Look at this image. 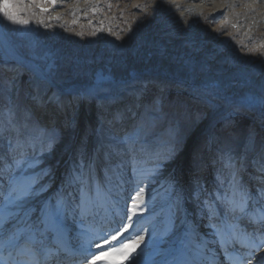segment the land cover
<instances>
[{
    "label": "bare ground",
    "instance_id": "6f19581e",
    "mask_svg": "<svg viewBox=\"0 0 264 264\" xmlns=\"http://www.w3.org/2000/svg\"><path fill=\"white\" fill-rule=\"evenodd\" d=\"M0 43L14 58L3 65L12 79L11 102L28 74L34 116L64 133L60 144L40 142L22 130L17 107L13 132L0 140L4 180L6 156L22 161L51 148L50 178L42 164L15 179H42L47 187L31 202L38 224L41 207H55L44 217L42 235L19 225L25 235L16 243L33 242L57 263L83 257L80 245L95 241L102 245L90 249L100 257L95 264H174L177 257L175 264H188L201 241L220 252L217 228L236 231L239 248L264 242V224L250 219L264 214V197L256 196L264 189V149L250 161L264 130V0H0ZM68 84L78 89L71 92ZM155 89L164 98L175 89L201 96L207 114L182 153L160 141L123 140ZM37 94L40 107L31 99ZM0 112L7 125L9 111L1 103ZM235 115L248 116L252 124L241 143L227 150L215 129L221 121L231 126ZM203 133L209 141L196 167L192 152ZM23 169L24 164L11 172ZM6 187L0 182V190ZM139 187L143 204L132 216L125 211L127 197ZM241 187L251 195L243 204ZM126 223L123 242L112 239ZM17 226L11 225L9 235ZM12 249L0 242V253ZM218 264H227L223 255Z\"/></svg>",
    "mask_w": 264,
    "mask_h": 264
},
{
    "label": "rangeland",
    "instance_id": "374dc122",
    "mask_svg": "<svg viewBox=\"0 0 264 264\" xmlns=\"http://www.w3.org/2000/svg\"><path fill=\"white\" fill-rule=\"evenodd\" d=\"M12 61H14V58L10 56L5 47L0 43V96H2V102L0 103L3 104L5 110L9 111V109H12L14 112L15 108L19 107V109H21L23 112L24 109L30 108L28 95L31 89L29 88L27 80L29 75L26 73L24 74L25 78L23 79L22 86L20 87V93L17 97L16 103L13 104L8 96V89L12 83L11 75L5 72L3 69L4 64ZM74 86H76V84H68V88L71 89V92L78 89ZM80 89L82 90V88ZM201 100V96H198L196 92H186L182 91L181 89L170 90L167 93L166 98H164L163 94L155 89L147 97L146 105L142 108L135 126L130 128L122 135L124 142L131 143L135 139H138L142 144L160 141L161 144L164 143L175 147L176 152L182 153L185 146L188 144L187 141L190 134L194 128L206 117L207 113L199 102ZM34 117L35 121L39 123L41 129H46L49 135L54 132L55 145L64 141V133L60 129L56 127L46 128L43 126V124H41L36 116ZM233 119L234 123L231 126L226 127V125H224L221 121L215 129L219 138V146L227 150L234 148L241 143V141L247 135L250 125L252 124V120L248 116L235 115ZM21 128L24 132H28L32 136H36L40 142L49 141L43 135V132H37L35 124L26 122L23 119V115L21 117ZM203 135L208 137L207 133H203L197 139V142H195L192 152V159L194 166L196 167H200V165H202V155L209 141V139H206V137L204 138ZM74 138L76 137L72 136V141ZM9 142H12V140ZM69 148V150H73V147ZM263 149L264 130L259 134V137L257 136L255 147L250 151V161L254 162L256 160L257 154H259ZM49 153L50 151L45 150L44 152H40L35 155L26 154L25 159H27V163L24 164L23 172L17 174L12 173V178L17 177L18 175L26 177L34 174L39 170L42 164L48 166L49 164L51 165L52 161L50 159L51 157L49 156ZM49 167L47 170L51 171L50 173L52 175L53 170L51 167ZM51 175L47 176V178H50ZM158 202L159 200L154 198V200L151 202V205L155 207V205H158ZM203 216L204 215H202L200 218H203ZM124 225V228L120 232L121 234H115L119 236L118 238H122L121 236L130 228L127 223Z\"/></svg>",
    "mask_w": 264,
    "mask_h": 264
},
{
    "label": "snow or ice",
    "instance_id": "6c2138e0",
    "mask_svg": "<svg viewBox=\"0 0 264 264\" xmlns=\"http://www.w3.org/2000/svg\"><path fill=\"white\" fill-rule=\"evenodd\" d=\"M55 2V0H53ZM7 15V13H5ZM10 20H13V16H8ZM16 23L20 24H28L27 20L23 19H15ZM32 103L34 107L42 106V99L37 94L32 96ZM0 102H2V96H0ZM17 114L13 113L12 109H9V119L7 125L2 123L3 114L0 112V140H3L4 133L8 132L11 134L15 128V121ZM23 119L30 123L35 124L37 128V132H43V135L49 140L54 142L55 134L54 132L49 135L46 129H41L38 122L35 121L34 110L33 108H26L23 111ZM9 147H12L11 142H9ZM48 151H51V148H48ZM17 155H19V149H16ZM0 155H4V150L0 149ZM9 163L7 165V170L9 174V179L4 180L3 177H0V182H3L7 185L5 189L0 190V242H3L4 247H19V244L16 243L19 239H22L25 233L21 231V227L19 225L31 226V229L34 230L36 235H42V225L44 223V217L48 215L49 210L55 206L51 205L49 202V206L47 208L41 207L39 210L43 213L41 217H38L39 224L32 219L33 215L38 211L36 208L32 206V201L39 198L43 192L47 191V187L42 182V179H38L36 181H21L13 177L11 172L12 167H22L23 164L27 163V159L19 160L11 155L5 157ZM0 166H4V161L0 160ZM43 176H50V171L41 169ZM79 178H77L78 180ZM135 195H129L127 197L128 201L131 203L126 208V213L131 212L132 216L138 215V209L141 208L143 204L142 194L144 193V187H139L138 190L134 189ZM241 192V203L244 201H250L251 195L250 190L245 192L244 188H240ZM257 197H264V189H257L256 192ZM79 198V196L77 197ZM140 201V203H137ZM243 211V209H242ZM247 215V213H245ZM131 217L125 215L124 219H130ZM251 221L255 223L264 224V214H256L250 217ZM17 224L18 226L11 232L9 235V230L11 225ZM211 227H214L210 225ZM127 230V229H125ZM19 233V236L17 235ZM214 236L216 237V244L220 248V252L217 253L214 248H209L208 241L204 240L200 242V247L198 248L196 254L192 256L191 264H218L219 256L223 255L226 261H232L234 259L233 253L229 251L235 247V245L239 242V234L236 231L228 230L226 233L220 229H215ZM107 239L106 237L104 238ZM115 240L116 238L113 237ZM131 239V237H129ZM139 241H143V236L139 237ZM40 243V241H37ZM95 246L96 248H101L102 245L96 243L95 241L88 244L87 247L80 245V251L84 260L88 261V264H95L97 260L100 259L99 256L93 254L90 249ZM244 246V245H242ZM122 247L126 248L127 245L124 244ZM247 250L244 252L242 258L235 257L240 261V264H264V242L259 244H250L245 246ZM31 255L33 257V264H39L37 261V251L35 246L31 249ZM89 257L91 259L89 260ZM0 264H6L4 257L0 256Z\"/></svg>",
    "mask_w": 264,
    "mask_h": 264
},
{
    "label": "water",
    "instance_id": "95a60500",
    "mask_svg": "<svg viewBox=\"0 0 264 264\" xmlns=\"http://www.w3.org/2000/svg\"><path fill=\"white\" fill-rule=\"evenodd\" d=\"M101 77V76H100ZM100 79V81H105L106 79H108L107 77H101V78H99Z\"/></svg>",
    "mask_w": 264,
    "mask_h": 264
}]
</instances>
